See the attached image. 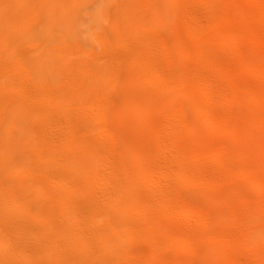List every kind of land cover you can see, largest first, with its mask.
<instances>
[{
	"label": "rangeland",
	"instance_id": "1",
	"mask_svg": "<svg viewBox=\"0 0 264 264\" xmlns=\"http://www.w3.org/2000/svg\"><path fill=\"white\" fill-rule=\"evenodd\" d=\"M0 264H264V0H0Z\"/></svg>",
	"mask_w": 264,
	"mask_h": 264
}]
</instances>
